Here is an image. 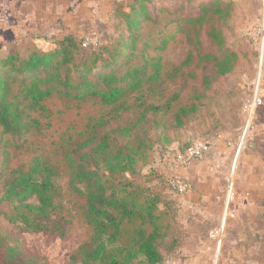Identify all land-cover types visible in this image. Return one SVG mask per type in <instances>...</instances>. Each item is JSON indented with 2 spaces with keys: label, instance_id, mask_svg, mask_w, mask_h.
Wrapping results in <instances>:
<instances>
[{
  "label": "rangeland",
  "instance_id": "obj_1",
  "mask_svg": "<svg viewBox=\"0 0 264 264\" xmlns=\"http://www.w3.org/2000/svg\"><path fill=\"white\" fill-rule=\"evenodd\" d=\"M146 2L151 8L150 15H140L134 30L128 32V19L122 16L129 14L133 7H140L142 3L138 0L74 1V7L79 9L75 13L76 25L72 26L73 31L68 29L77 36L79 42L95 34L93 41L99 40L111 49L109 51L123 44L130 45L117 60L115 67L107 68V63L102 62L96 73L107 74L116 69L124 58H128L131 66L141 67L148 63L151 70L158 62L162 69V79L167 75L169 79L190 54L186 38L188 32L192 34V44L202 48L201 54L196 56H202L206 51L212 56L217 53V44H221L226 49L224 55L234 61L235 67L216 84L210 99L205 103L204 118L193 121L188 128L171 127L172 109L163 108L160 113L151 115L142 125L151 131L150 137L156 142L149 153V162L138 165L134 172L120 175L119 178L133 181L136 186L149 190L161 199L159 212L162 222L167 225L169 236L179 240L178 248L167 254L166 263L176 264L179 258L193 255L202 246L209 255V264H252L251 260L256 264L257 255L248 258L244 249L250 246L251 241L247 238V231L255 230L256 226L252 228L250 225L247 228L243 224L247 223L243 218L249 220L250 217L244 215V211H239L245 201L241 192L242 179L238 174L241 165L239 163L237 175L232 178L231 159L239 148H242L241 155L248 152L255 140L253 128L256 121L263 123L264 128V26L261 18L264 0ZM162 7L163 11H157V8ZM199 29L201 44L199 41L196 43L199 36L195 35V31ZM215 32L222 34L220 39L213 36ZM64 35L56 37L51 34L42 40L28 35L18 36V41H15V36L0 35V57L14 53L24 58L33 50L47 51L53 48L52 40ZM132 35L136 36L135 47H131ZM109 55L106 52L104 57L107 59ZM205 60L212 61L208 57L201 59V62ZM125 70L123 67L120 74ZM185 76L178 70L176 79L165 80L162 87L167 88V93L171 94L180 89ZM20 89V84L14 83L12 94L16 95ZM256 95L260 103L250 115L247 105ZM162 103L156 101L155 104L160 106ZM43 104L44 110L30 112L31 117L39 123L35 125L36 129L32 128L25 136H11L0 127L2 264H71V256L92 238V228L85 217V198L71 189L68 168L62 156L76 141L85 140L89 125L101 118L110 119L111 108L92 101L61 96H53ZM137 117L136 111L128 112L120 120L111 122L107 130L123 126L126 121L132 122ZM155 122L159 124L156 129L153 128ZM247 129L249 131L244 138ZM203 140L210 141V151L202 159L194 160L187 168L180 167L176 163L177 154ZM120 142L130 147L136 144L134 138H120ZM34 158L59 164L60 175L56 181L61 187L64 204V210L59 215L36 219L38 224L47 228L41 232L26 230L15 222L23 211V208L17 207L16 202L1 201L5 176L20 167L27 169ZM173 177L186 180L191 191L186 195L175 192L171 185ZM211 187L221 192L220 200L203 195L202 189ZM223 220L225 223L222 229ZM138 226L140 222L124 225L122 245L130 243Z\"/></svg>",
  "mask_w": 264,
  "mask_h": 264
},
{
  "label": "trees",
  "instance_id": "obj_2",
  "mask_svg": "<svg viewBox=\"0 0 264 264\" xmlns=\"http://www.w3.org/2000/svg\"><path fill=\"white\" fill-rule=\"evenodd\" d=\"M138 1L142 3L140 7H133L129 14L122 16L128 19V32L134 30L140 15H150L146 0ZM157 11H163V7ZM69 33L52 40L53 48L47 51L33 50L24 58L14 53L0 57V127L11 136H25L39 123L30 112L44 110L43 103L53 96L92 101L111 108L110 119L101 118L89 125L85 140L76 141L62 156L71 189L85 198V217L92 228L91 241L71 256L70 263H166L167 254L178 248L179 240L169 236L167 225L162 222L161 199L119 176L132 173L138 165L149 162V153L156 142L150 137L151 131L142 125L151 115L160 113L163 108L172 109L171 127L174 129L188 128L193 121L203 119L206 101L216 84L233 71L235 63L224 55L226 49L221 44H217V53L212 56L209 51L196 56L201 54L202 48L192 44V34L188 32L190 54L169 79L168 75L162 79L158 62L151 70L148 63L131 66L128 58L107 74L96 73L102 62L107 63V68L115 67L130 45L123 44L109 51L108 46L97 40L96 44L83 48V42H79L73 32ZM195 35L199 36L196 43L201 44L200 29ZM221 35L213 34L217 39ZM135 41L136 36L132 35L131 47ZM106 52L110 53L107 59ZM208 57L212 61L201 62ZM123 67L126 70L121 75ZM178 70L187 76L179 90L168 94L162 84L165 80L174 81ZM14 83L21 87L16 95L12 94ZM156 101L163 103L159 106ZM132 111L138 113L135 120L107 130L111 122ZM158 127L155 122L153 128ZM120 138H134L135 147L120 142ZM59 167L47 159L34 158L27 169L12 170L3 179L1 201L16 202L17 207L23 208L15 222L26 230H47L36 219L59 215L64 210L63 194L56 181ZM136 222H140V226L134 230L130 243L122 245L124 225Z\"/></svg>",
  "mask_w": 264,
  "mask_h": 264
},
{
  "label": "crops",
  "instance_id": "obj_3",
  "mask_svg": "<svg viewBox=\"0 0 264 264\" xmlns=\"http://www.w3.org/2000/svg\"><path fill=\"white\" fill-rule=\"evenodd\" d=\"M74 1L0 0V35L15 36V41H18L20 40L18 36L28 35L42 40L51 34L56 35V37L66 34L69 29H73L72 26L76 25L75 13L79 9L74 7ZM260 117L259 115L258 119ZM262 126L263 123L256 121V126L253 128L255 130V138L253 139L255 140L248 148V152L241 155L242 148H239L231 159L232 178L237 175L239 163L241 165L238 174L242 179L243 189L241 192L245 201L239 211L241 213L244 211V215L250 217L249 220L243 218L247 222L243 224H246L247 228L250 225L252 228H254L253 225L256 226L255 230L250 231L251 233L247 231V238H250L251 241L249 240L250 246L244 248L245 253H248V258L250 256L255 258V254L257 255L256 264H264V128ZM247 131L249 130L244 131V138ZM202 190L204 191L202 192L203 195L214 197L216 200L221 198V192L212 189V187ZM228 197L231 199V196ZM224 223L223 220L222 229ZM208 256L206 250L201 246L193 255H185V258H179L176 264H209ZM251 263L253 264L252 260Z\"/></svg>",
  "mask_w": 264,
  "mask_h": 264
},
{
  "label": "built area",
  "instance_id": "obj_4",
  "mask_svg": "<svg viewBox=\"0 0 264 264\" xmlns=\"http://www.w3.org/2000/svg\"><path fill=\"white\" fill-rule=\"evenodd\" d=\"M261 18L264 26V8L262 11ZM94 37L95 34H91L87 36L83 41L82 44L83 48H87L91 44H96V42L93 41ZM262 47L264 48V37L262 39ZM257 99H258V95H256L255 98L247 105V110L250 115L253 114L256 107L259 106L258 103H260V101H258ZM210 149H211L210 141L203 140V141L195 142L186 150L185 153L179 152L177 154L176 163L182 168H187V166H189L194 160L202 159L210 151ZM171 185L174 188L175 192H177L180 195H186L191 191L190 184L186 180L180 177H173V179L171 180ZM163 264H169V263H163Z\"/></svg>",
  "mask_w": 264,
  "mask_h": 264
}]
</instances>
